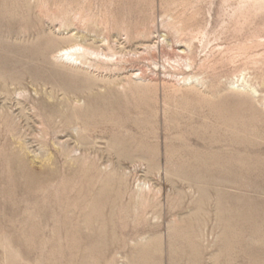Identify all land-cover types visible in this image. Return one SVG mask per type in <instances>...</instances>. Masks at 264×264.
Instances as JSON below:
<instances>
[{
    "label": "rangeland",
    "instance_id": "rangeland-1",
    "mask_svg": "<svg viewBox=\"0 0 264 264\" xmlns=\"http://www.w3.org/2000/svg\"><path fill=\"white\" fill-rule=\"evenodd\" d=\"M0 136V264H264V0H0Z\"/></svg>",
    "mask_w": 264,
    "mask_h": 264
},
{
    "label": "bare ground",
    "instance_id": "bare-ground-1",
    "mask_svg": "<svg viewBox=\"0 0 264 264\" xmlns=\"http://www.w3.org/2000/svg\"><path fill=\"white\" fill-rule=\"evenodd\" d=\"M15 23V22H14ZM16 24V23H15ZM27 49V48H26ZM44 49V48H43ZM66 52V51H65ZM65 52H62V56H64L65 54L66 55H70V54H68V53H65ZM32 53V52H31ZM39 53V52H38ZM17 54H19V53H17ZM49 60V59H48ZM14 62V61H13ZM12 63V62H11ZM13 69V68H12ZM19 72V71H18ZM6 75V74H5ZM84 116V115H83ZM87 118V117H86ZM92 118V117H91ZM86 120V119H85ZM81 122V121H80ZM41 123V122H40ZM52 123V122H51ZM46 126V125H45ZM83 126V125H82ZM48 127V126H47ZM67 127H69V126H67ZM61 128V127H60ZM62 129V128H61ZM1 137V136H0ZM4 144V143H3ZM2 153V152H1ZM21 155V154H20ZM36 214V213H35ZM40 217V216H39ZM6 245V244H5Z\"/></svg>",
    "mask_w": 264,
    "mask_h": 264
}]
</instances>
